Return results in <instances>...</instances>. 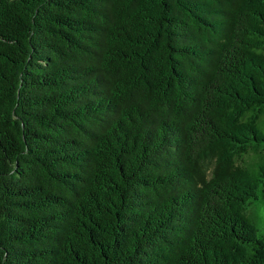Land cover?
Listing matches in <instances>:
<instances>
[{
	"label": "trees",
	"instance_id": "1",
	"mask_svg": "<svg viewBox=\"0 0 264 264\" xmlns=\"http://www.w3.org/2000/svg\"><path fill=\"white\" fill-rule=\"evenodd\" d=\"M264 0H0V264H264Z\"/></svg>",
	"mask_w": 264,
	"mask_h": 264
},
{
	"label": "rangeland",
	"instance_id": "2",
	"mask_svg": "<svg viewBox=\"0 0 264 264\" xmlns=\"http://www.w3.org/2000/svg\"><path fill=\"white\" fill-rule=\"evenodd\" d=\"M250 216L258 229L259 234L264 233V203L256 202L249 210Z\"/></svg>",
	"mask_w": 264,
	"mask_h": 264
}]
</instances>
